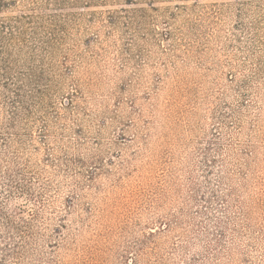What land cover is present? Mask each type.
<instances>
[{"label":"rangeland","instance_id":"374dc122","mask_svg":"<svg viewBox=\"0 0 264 264\" xmlns=\"http://www.w3.org/2000/svg\"><path fill=\"white\" fill-rule=\"evenodd\" d=\"M0 59L24 86L42 76L61 115L57 166L24 153L44 213L18 252L0 239V264H264V0H0ZM7 116L0 93V148Z\"/></svg>","mask_w":264,"mask_h":264},{"label":"trees","instance_id":"16d2710c","mask_svg":"<svg viewBox=\"0 0 264 264\" xmlns=\"http://www.w3.org/2000/svg\"><path fill=\"white\" fill-rule=\"evenodd\" d=\"M138 1L153 2L157 0H103V2L106 3L125 2L127 4H135ZM147 11H154L156 15H158L160 10L152 5L148 10H139V13L145 18V15L147 16ZM128 24L130 25V23ZM5 62L3 59H0V89H2L0 93L5 111H7L8 114L5 127H7L11 133L8 134V136L5 135L2 137L1 140L3 143L0 148V161L6 163L5 169L0 166V239L5 245L7 240L13 241V250L18 252V250L21 249V244L16 242V238L18 236L26 238L31 233V226L41 219L44 209L46 208V197L49 190L48 184L41 182L42 172L33 171L31 158L27 155L24 156V153L29 149L39 153L40 149L37 147L36 143H40L45 146L44 157L40 162L46 167L57 166L55 165L57 161V158L54 157L55 150L49 143V139L52 131L51 123H58L61 115L50 100L51 97H49V93L51 86L48 83H43L45 79H43L42 76H40V80L34 82L29 81L34 74L28 75V83L24 86L23 72H19L21 75L20 78L22 79L11 76V63L7 64ZM69 96L66 104L67 109L72 107L75 95L71 94ZM38 111H40V114L36 115L38 116L36 122L39 129L37 134L30 133L31 119ZM75 163L76 160L69 157H66L64 162L62 161V164L68 169L66 170L68 173ZM79 176L81 177V174H79ZM36 179L38 180V184H43L39 185L40 188L38 190L35 189L36 182L34 181ZM89 179L92 180L93 178ZM80 184L81 183H77L75 185L77 189L81 188L82 185ZM71 192L75 194V191ZM23 198L29 203L34 204L37 209L29 212L26 216L23 215L25 212L22 207H18L16 210L12 211L15 212V215L9 213L8 210L12 203L17 199ZM76 199L77 198L71 196L69 197V202H67L68 204L66 205V208L68 206L67 215H72L74 213L75 204L77 202ZM218 199H220V197ZM88 212L91 211L87 209V213ZM218 224L219 227L223 226L221 221H219ZM149 226L153 228H149L150 231L143 235V245H146L157 236L167 233L172 229L169 220L164 217L157 221L150 222ZM64 229H68L65 223L59 226V234L62 233ZM126 254V259H139L140 257L139 249H137V252L134 251V249L133 251H127ZM9 258L10 255L8 254L2 255V259ZM131 262L134 261L131 260Z\"/></svg>","mask_w":264,"mask_h":264}]
</instances>
